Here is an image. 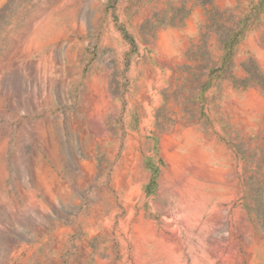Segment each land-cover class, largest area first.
I'll use <instances>...</instances> for the list:
<instances>
[{
    "label": "rangeland",
    "instance_id": "rangeland-1",
    "mask_svg": "<svg viewBox=\"0 0 264 264\" xmlns=\"http://www.w3.org/2000/svg\"><path fill=\"white\" fill-rule=\"evenodd\" d=\"M0 264H264V0H0Z\"/></svg>",
    "mask_w": 264,
    "mask_h": 264
}]
</instances>
